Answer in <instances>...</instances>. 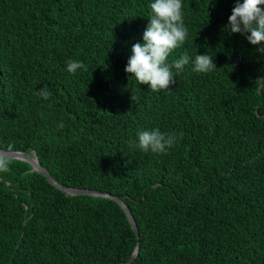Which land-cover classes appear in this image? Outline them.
Instances as JSON below:
<instances>
[{"label": "trees", "instance_id": "16d2710c", "mask_svg": "<svg viewBox=\"0 0 264 264\" xmlns=\"http://www.w3.org/2000/svg\"><path fill=\"white\" fill-rule=\"evenodd\" d=\"M152 2L0 0V149L34 151L62 187L118 197L139 232L114 201L67 195L9 158L0 264H122L137 242L131 264H264V53L225 28L243 0H182L188 36L167 62H190L159 91L125 71ZM206 52L217 68L192 71ZM153 129L177 142L135 146Z\"/></svg>", "mask_w": 264, "mask_h": 264}, {"label": "clouds", "instance_id": "9594fccd", "mask_svg": "<svg viewBox=\"0 0 264 264\" xmlns=\"http://www.w3.org/2000/svg\"><path fill=\"white\" fill-rule=\"evenodd\" d=\"M264 0H243L237 2L232 9L228 24L225 28L231 33L245 35L248 42L253 45H261L257 52L264 53ZM149 23L143 33V43H135L132 46V55L125 68L126 73L135 77L140 84L150 86L152 91L168 90L169 85L175 84L174 72L178 74L185 65L190 62L187 54L168 63L170 53L182 45L188 36V29L184 25L182 15V0H154L150 4ZM192 71L196 73H209L216 67L213 57L209 53L196 54ZM78 69L87 70L80 61H68L67 71L75 73ZM261 79V78H259ZM44 99H48L50 93L47 85L39 90ZM136 97L132 95L134 101ZM182 138V133L180 134ZM138 144L135 145L147 152L163 153L171 148L177 137L174 133H163L159 129L151 131H138ZM9 157L0 154V172H6L9 168Z\"/></svg>", "mask_w": 264, "mask_h": 264}, {"label": "water", "instance_id": "95a60500", "mask_svg": "<svg viewBox=\"0 0 264 264\" xmlns=\"http://www.w3.org/2000/svg\"><path fill=\"white\" fill-rule=\"evenodd\" d=\"M30 153H33V156H30L29 155ZM0 154H4L11 159H18V160H22V161L29 163L32 166V171H36V172L40 173L43 177L46 178V180L52 186H54L56 189L64 192L67 195H70V196L90 195V196H96V197H103V198H107V199L114 201L115 203H117L122 208L132 230L134 231V233L136 235V238L137 239L139 238V232H138L135 220H134L130 210L119 200L118 197L111 196V195L105 194V193H100L98 191H91V190H87V189H77V188H65V187L60 186L51 178V176L48 174V172L40 165L34 151L14 152V151H4V150L0 149ZM138 249H139V242H137V247H136L135 251L133 252L131 258L127 262L122 263V264H131L132 261L137 256Z\"/></svg>", "mask_w": 264, "mask_h": 264}]
</instances>
